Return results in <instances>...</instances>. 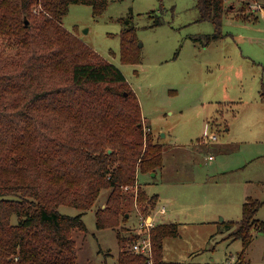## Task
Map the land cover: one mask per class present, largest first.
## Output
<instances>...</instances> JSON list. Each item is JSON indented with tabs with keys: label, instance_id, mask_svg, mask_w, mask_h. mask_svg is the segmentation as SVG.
Here are the masks:
<instances>
[{
	"label": "rangeland",
	"instance_id": "obj_1",
	"mask_svg": "<svg viewBox=\"0 0 264 264\" xmlns=\"http://www.w3.org/2000/svg\"><path fill=\"white\" fill-rule=\"evenodd\" d=\"M254 2L264 0H225L230 6L222 31L256 42L232 35L206 45L202 36L195 39L213 31L210 22L198 20L196 0H106L98 14L89 4L71 3L61 17L69 31L122 71L139 100L143 132L150 128L163 145L161 166L139 171L137 178L139 187L156 196L152 211L166 208L156 223L177 225V235L163 238L165 264H264V227H253L246 246L232 237L247 197L262 201L255 218L264 223V16ZM156 15L162 23L151 25ZM245 15L257 18L241 20ZM125 27L138 58L128 62L121 58ZM4 38L0 64L24 53ZM209 133L216 139H208ZM125 191V217L104 227L97 225L96 211L104 208L110 188H102L86 210L57 207L80 213L86 226L72 230L75 264H118L117 233L130 235L139 222L135 188Z\"/></svg>",
	"mask_w": 264,
	"mask_h": 264
},
{
	"label": "trees",
	"instance_id": "obj_2",
	"mask_svg": "<svg viewBox=\"0 0 264 264\" xmlns=\"http://www.w3.org/2000/svg\"><path fill=\"white\" fill-rule=\"evenodd\" d=\"M71 3L89 4L95 14L106 7V0H0V36L24 51L0 64V264H75L72 230L86 226L80 213L60 212V204L86 210L110 188L96 211L99 227L125 217L127 186L137 185L143 214L157 204L139 187L137 173L161 166L163 145L150 128L143 132L139 100L122 71L61 22ZM227 5L196 0L198 20L210 22L213 31L195 39L202 36L206 45L226 36ZM160 23L156 15L151 25ZM129 28L120 33L123 62L138 59ZM261 87L264 99L262 80ZM261 203L251 197L242 203L232 237L244 246L253 227H264L255 218ZM177 234L174 222L152 226L148 257L128 248L135 232L118 231V264H165L163 238Z\"/></svg>",
	"mask_w": 264,
	"mask_h": 264
},
{
	"label": "built area",
	"instance_id": "obj_3",
	"mask_svg": "<svg viewBox=\"0 0 264 264\" xmlns=\"http://www.w3.org/2000/svg\"><path fill=\"white\" fill-rule=\"evenodd\" d=\"M252 6L260 10L264 9L263 5L256 2H254ZM208 139L211 140L216 139V134L209 133ZM129 187L131 186H127L125 188L128 189ZM133 187L135 188V200H136L137 185H134ZM140 212L141 211H139V222L134 229V232L136 233L137 236L128 244V248L136 253H140L148 257H151L153 248H152V242L150 236V229L152 226L156 224L157 216L159 214H164L166 212V209L164 206H160L159 208L157 207L154 211L146 215Z\"/></svg>",
	"mask_w": 264,
	"mask_h": 264
},
{
	"label": "crops",
	"instance_id": "obj_4",
	"mask_svg": "<svg viewBox=\"0 0 264 264\" xmlns=\"http://www.w3.org/2000/svg\"><path fill=\"white\" fill-rule=\"evenodd\" d=\"M261 12H262V15L264 16V9L263 10H261ZM239 25H241V23H239ZM262 31V29L261 28H259V30H257V32H261ZM226 33V32H225ZM236 33V32H235ZM235 33H233V32H227L226 33V36L227 35H232L233 37H234V39H237L238 41H245V40H249V41H251V42H256V41H253L252 40V38L250 37V38H248V39H246V38H244V36L242 35V34H235ZM225 37V36H224ZM223 37V38H224ZM256 40H257V38H256ZM257 61H259V62H262V60H259V59H257ZM158 204V203H157ZM162 206H164V205H162ZM166 209V208H165ZM167 212V211H166ZM166 212L164 213V214H160V217H163L164 215H166ZM159 222H161V220H159Z\"/></svg>",
	"mask_w": 264,
	"mask_h": 264
},
{
	"label": "water",
	"instance_id": "obj_5",
	"mask_svg": "<svg viewBox=\"0 0 264 264\" xmlns=\"http://www.w3.org/2000/svg\"><path fill=\"white\" fill-rule=\"evenodd\" d=\"M26 22H27V20H26Z\"/></svg>",
	"mask_w": 264,
	"mask_h": 264
}]
</instances>
